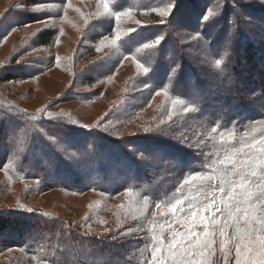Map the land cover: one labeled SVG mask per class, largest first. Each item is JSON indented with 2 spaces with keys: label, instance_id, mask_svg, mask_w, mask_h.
<instances>
[{
  "label": "trees",
  "instance_id": "1",
  "mask_svg": "<svg viewBox=\"0 0 264 264\" xmlns=\"http://www.w3.org/2000/svg\"><path fill=\"white\" fill-rule=\"evenodd\" d=\"M146 1L152 0L126 1V9L145 14L127 23L130 34L116 35L125 27L115 4L111 22L90 38H116L115 51L99 56L94 45L75 58L88 62L75 85L90 88L96 78L109 80L126 62L135 64L124 92L115 101L110 96L111 107L93 122L71 112L67 119L49 114L48 107L22 112L0 98L4 187L25 184L21 199L53 191L96 198V208L77 222L45 209L0 210V264H187L193 252L195 264H235L240 234L252 228V242L244 243L253 254L241 264L264 260L261 222H238L245 217L236 211L241 178L252 191L264 183V166L247 175L248 165L264 156V0H186L169 18ZM55 36L45 29L35 43L51 47ZM90 67L97 70L87 74ZM28 74L4 69L0 86ZM78 93V102L97 95ZM120 196L119 221L103 222ZM251 203L264 220V200ZM203 211L211 222H182Z\"/></svg>",
  "mask_w": 264,
  "mask_h": 264
},
{
  "label": "rangeland",
  "instance_id": "2",
  "mask_svg": "<svg viewBox=\"0 0 264 264\" xmlns=\"http://www.w3.org/2000/svg\"><path fill=\"white\" fill-rule=\"evenodd\" d=\"M126 1L0 0V72L15 66L29 73L28 79L0 86V98L2 97L4 101L6 100L15 109L22 112H39L48 107L47 113L49 114L67 119L65 113L71 112L86 124L99 118L111 107L107 99L111 96L115 101L120 96V92H124V87L134 73L131 66L132 64L135 66V64L133 61L126 62V66L124 65L122 70L109 80L97 82L96 78L95 85L90 88L82 87L78 85L79 83L78 86L75 85L77 70L88 63L84 62L85 60L78 63L75 58L77 55H81L84 48L94 45L99 56L117 49L116 38L99 37L96 42L90 38H95L94 34L97 32L101 34L102 28L111 22L110 6L114 7L115 4L120 10L119 12H122V18L118 20V23H122L125 27L121 28L119 32L117 30L116 35L119 33L120 35L130 34L131 31L127 28V23H139L145 14L137 16L126 9L128 4ZM152 2V5H157L155 10L160 12L164 18H169L180 2H184L183 6L187 7L186 0H152L144 3L147 5ZM214 2L219 4L221 0H214ZM237 2L241 4L242 1L237 0ZM258 2L259 0H253L250 3L258 5ZM45 29H52L56 33L51 47L38 46L35 43L38 34ZM171 46H174L173 43ZM170 50L176 51L175 48ZM90 70L87 74H92V71L97 69L90 67ZM80 78L82 79V77ZM80 78L77 80L78 82L81 81ZM78 92L95 93V95L97 94L96 99L93 102L89 100L78 102ZM159 98H162V95ZM6 143L7 140L4 144ZM35 144L39 145V142L37 141ZM4 183L5 179L0 172V210L45 209L77 222L86 214V211H91V207L96 208L94 194L78 198L65 197V194L53 191L37 199L33 197L34 195L27 199H21L20 195L26 188L25 184H16L7 189L4 187ZM122 197L115 200V206L108 211L103 222L119 221L121 213L118 204ZM247 204L250 202H244L243 205ZM250 205L260 213V218H255L253 214L251 217L249 213L248 222H261L263 212L261 213L255 204L251 203ZM188 221L211 222V219L207 218L203 211L182 222Z\"/></svg>",
  "mask_w": 264,
  "mask_h": 264
},
{
  "label": "snow or ice",
  "instance_id": "3",
  "mask_svg": "<svg viewBox=\"0 0 264 264\" xmlns=\"http://www.w3.org/2000/svg\"><path fill=\"white\" fill-rule=\"evenodd\" d=\"M261 152H264V147H262L260 149ZM226 160H229V162H231L233 164V167H235V162L234 161H231L230 158L226 157ZM221 163H224L223 161ZM264 166V156L261 157L260 161L259 162H253L252 164H249L248 165V169L249 171L247 172V175L248 176H256L257 173L255 171V168L257 167H262ZM213 177L209 176V177H206V179H212ZM248 183L249 182H246L245 179L242 177L241 178V181L239 182L238 184V187L240 189V196H241V200L239 202H237V207H236V211H239L241 212L244 217H245V224L248 223V214H247V211L243 210V209H240L238 207V204L241 203V202H251L253 199L257 200V201H261V200H264V183H261V184H258L257 185V191H252L251 188L248 186ZM236 187L237 185H233L232 187V193H235V190H236ZM220 192H223L224 191V188L221 187L219 189ZM235 201V195L233 194H230L229 197H228V207H229V216L232 215V203ZM226 227V225H225ZM261 228H264V220H261ZM257 232V229L256 228H252L251 231H245L244 233L240 234V241H241V244L237 246L236 248V262L235 264H241V257L244 256V257H248L250 255L253 254V249L251 247L248 246V244L244 243V241L247 239L249 240V243H251V236L253 234H255ZM189 235H195V233H188ZM213 235L212 233H209V232H205L204 233V236L205 237H209ZM221 235H223V232H221ZM196 244H198L201 248H204V247H207L208 244H209V241L207 239L201 241L199 239L196 240L195 242ZM257 243L259 245V249H264V236L262 237H258V240H257ZM242 248H243V251H242ZM184 255H187V253H184ZM197 255L196 252H193L191 254V257L188 261H187V264H195V261H194V257ZM202 255V253H201ZM181 264H183V262H181ZM244 264H264V260H259V261H253V260H249V259H245L244 261Z\"/></svg>",
  "mask_w": 264,
  "mask_h": 264
}]
</instances>
